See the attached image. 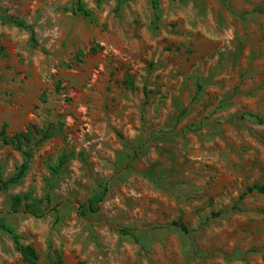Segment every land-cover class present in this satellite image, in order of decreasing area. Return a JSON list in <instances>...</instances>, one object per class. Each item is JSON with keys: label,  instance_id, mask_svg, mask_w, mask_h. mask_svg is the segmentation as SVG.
I'll list each match as a JSON object with an SVG mask.
<instances>
[{"label": "rangeland", "instance_id": "374dc122", "mask_svg": "<svg viewBox=\"0 0 264 264\" xmlns=\"http://www.w3.org/2000/svg\"><path fill=\"white\" fill-rule=\"evenodd\" d=\"M71 1L0 0L46 51L0 21V129L58 128L0 217L39 264H264V195L245 193L264 185V124L240 117H264V0H158L156 22L150 0H82L91 18ZM22 159L0 143L4 177ZM29 191L57 213L11 211ZM23 258L0 230V264Z\"/></svg>", "mask_w": 264, "mask_h": 264}, {"label": "trees", "instance_id": "16d2710c", "mask_svg": "<svg viewBox=\"0 0 264 264\" xmlns=\"http://www.w3.org/2000/svg\"><path fill=\"white\" fill-rule=\"evenodd\" d=\"M104 0H97L98 4L102 3ZM127 0H116V5L114 11H118L120 6ZM74 8H71L74 12L80 13L82 16L86 18H91V12L85 7L82 0H72L71 1ZM151 7L154 11V22L158 21L159 16L157 14L159 10V1L158 0H150ZM255 12L264 13V6H258L254 8ZM0 21L3 24H8L15 26L19 29H22L28 33V45L32 49H39L42 52H46L41 46L36 37V33L31 24H28L23 19H20L16 16L5 15L0 12ZM95 49L92 48V51ZM84 54L83 51H80L77 54L76 61L80 62V56ZM4 47L0 45V57H5ZM127 81L130 82V78H127ZM202 91L201 83L196 84V88L194 91V95L192 100H196L199 98ZM185 109L182 110L184 113ZM241 118H248L258 124H264V117H261L252 112H246L240 116ZM6 124H3L0 129V143L3 145H11L15 149L21 152L22 154V162L16 166L14 172L8 176L4 177L2 172H0V193L8 190L11 186L19 183L22 178L26 175L29 169V162L33 157L35 151L48 139L54 137L58 132V128L56 124L47 123L45 127L39 128L36 124L31 123L28 124L25 130L20 131L18 133H14L9 135L6 132ZM67 157L62 155L59 157V164L57 166H51L50 169L56 173L58 168L65 164ZM108 190L107 182L101 181L99 182V190L96 194H94L90 199L87 200L85 204L82 205L83 210L87 211H96L97 204L103 200ZM260 193L264 195V185L253 184L246 188L245 193ZM52 196L50 192H46L45 195L41 198L32 197L31 192H26L22 194H14L10 197V210L13 212L23 211L35 217H43L48 211H55L57 213V209L55 207H51ZM179 225V224H177ZM0 230L7 232L11 235L17 249L21 250L23 253V259L26 264H39V255L37 251L30 245L24 246L20 242V236L17 234L14 229L7 225L3 218L0 217ZM120 233L124 235H129L133 238L136 236L131 229L128 228H119Z\"/></svg>", "mask_w": 264, "mask_h": 264}]
</instances>
